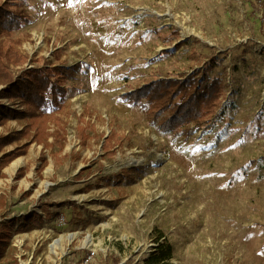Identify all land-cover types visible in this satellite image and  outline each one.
I'll return each mask as SVG.
<instances>
[{
	"label": "rangeland",
	"instance_id": "rangeland-1",
	"mask_svg": "<svg viewBox=\"0 0 264 264\" xmlns=\"http://www.w3.org/2000/svg\"><path fill=\"white\" fill-rule=\"evenodd\" d=\"M23 1L29 22L0 37V71L81 68L61 141L2 170L0 223L41 220L11 228L0 264H142L159 231L172 264H264V0ZM209 66L231 115L186 141L121 98Z\"/></svg>",
	"mask_w": 264,
	"mask_h": 264
},
{
	"label": "trees",
	"instance_id": "trees-1",
	"mask_svg": "<svg viewBox=\"0 0 264 264\" xmlns=\"http://www.w3.org/2000/svg\"><path fill=\"white\" fill-rule=\"evenodd\" d=\"M23 5V0L0 2V37L12 34L29 22ZM80 68V64L33 67L19 76L13 75L8 67L0 71V126L11 120L22 125L20 130L0 134V179L2 170L16 158L24 156L31 144L50 147L53 142L61 141L65 128L58 113L67 99L66 84L75 78ZM212 69L213 66H209L181 78L156 79L121 98L140 107L148 123L160 132L186 141L197 132L213 130L218 121L227 122L231 115L232 102L226 97L229 86L218 77L209 76ZM2 100L19 102L23 109L15 108V104L12 107L4 105ZM50 126H53L52 131ZM49 138H52L51 144ZM11 146V150H6ZM22 174L23 170H20L19 178ZM116 178L122 181L131 179L129 174ZM39 220L41 218L34 214L20 223L15 219L0 223V262L5 259L10 246L11 228L18 224L16 231H28L31 224ZM154 242L155 246L142 264H172V249L164 234L159 231ZM13 264L18 263L14 260Z\"/></svg>",
	"mask_w": 264,
	"mask_h": 264
},
{
	"label": "bare ground",
	"instance_id": "bare-ground-1",
	"mask_svg": "<svg viewBox=\"0 0 264 264\" xmlns=\"http://www.w3.org/2000/svg\"><path fill=\"white\" fill-rule=\"evenodd\" d=\"M15 165H16V163L13 164V166H15Z\"/></svg>",
	"mask_w": 264,
	"mask_h": 264
}]
</instances>
